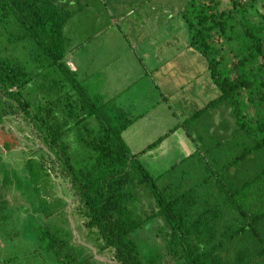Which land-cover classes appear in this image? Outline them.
Returning a JSON list of instances; mask_svg holds the SVG:
<instances>
[{"label":"trees","instance_id":"16d2710c","mask_svg":"<svg viewBox=\"0 0 264 264\" xmlns=\"http://www.w3.org/2000/svg\"><path fill=\"white\" fill-rule=\"evenodd\" d=\"M227 1L219 9V0H187L181 10L187 45L218 94L180 122L201 132L199 147L189 135L194 151L152 175L138 159L144 149L131 153L120 136L128 111L98 86L89 94L63 59L77 1L0 0V123L20 115L35 129L42 145L22 172L48 188L56 170L73 199L70 213L67 199L41 198L34 250L57 264L95 262L71 243L67 215L77 214L82 237L118 264H264V0ZM9 138L4 151L15 145Z\"/></svg>","mask_w":264,"mask_h":264},{"label":"rangeland","instance_id":"374dc122","mask_svg":"<svg viewBox=\"0 0 264 264\" xmlns=\"http://www.w3.org/2000/svg\"><path fill=\"white\" fill-rule=\"evenodd\" d=\"M71 1H77L75 6L79 9L72 14L63 29L69 39L64 61H67L66 64L71 69H77L76 78L88 88L89 94L96 93L97 86L110 96L117 93L113 97L115 103L122 105L133 118L130 125L120 133L122 140L131 153L144 149L138 159L149 173L156 175L163 172L171 166L174 156L179 158L183 155L170 152L167 146L176 144L175 151H179V147L186 144L194 146L189 135L193 136L197 145L202 143L197 136L201 132H197L191 124L188 128H183L180 122L218 94L206 70L204 57L196 50L189 49L187 45L186 29L180 17L187 0ZM219 1V9L228 4L227 0ZM262 1H256V5ZM128 6L133 7L134 14L123 16L125 26L120 25L121 27L117 28L109 25L107 27L110 28H105L112 15L111 10H114L115 15ZM128 37L138 40L134 51L146 53L145 61L155 65L161 57L171 56L177 51L175 58L170 57L171 66L165 65L166 69L169 67L168 72H157L166 74L163 78L155 76L153 79L149 73L146 77L134 76L125 68V63L136 62L134 57L127 58L125 52ZM79 42L82 44L77 47ZM130 51L133 52L132 49ZM19 54H27V51L20 49ZM157 55L159 56L156 58ZM227 110H222V114L228 115ZM214 114L216 115L217 111ZM2 119L0 132L4 136L1 138L0 135V139L10 140L9 137H14L15 145L4 151L0 143V264H57L51 254L43 255L34 250L36 233L42 221L38 205L43 196L49 201L59 195L69 201L67 205L71 213L73 199L65 193L68 183L62 175L60 178L56 176V170H52L49 178L53 186L49 183L47 188L45 183L38 181L35 187L22 172L23 161L35 155L36 148L42 145L41 140L35 129L20 115H6ZM228 124L231 125V120ZM174 125L178 128L169 132L168 129ZM224 137L225 132L218 139ZM149 143H153L152 148L145 149ZM209 143L211 142L208 141ZM75 146V149L71 150L72 153L76 148L79 150V145ZM221 151L222 149L219 152ZM153 158H157V161H153ZM261 162L260 159L250 163H253L252 168L258 169ZM35 166L32 163V167ZM71 221L73 224H79L78 229L73 225L79 242L90 245L89 240L83 238L84 228L77 214H72ZM144 231V235H149L151 239L159 242V239L154 238L153 229ZM75 242L77 240L73 235L71 243ZM140 247L143 250L145 245L140 244ZM103 253V256L110 257L108 251Z\"/></svg>","mask_w":264,"mask_h":264},{"label":"crops","instance_id":"0c3cea01","mask_svg":"<svg viewBox=\"0 0 264 264\" xmlns=\"http://www.w3.org/2000/svg\"><path fill=\"white\" fill-rule=\"evenodd\" d=\"M115 9V8H114ZM113 11L114 10H111V12H112V15H110V17H109V20H108V22L105 24V28H110L111 26L113 27V26H116L117 28H119V27H121L120 25H124V22H123V16L125 15H127V16H131V15H133L134 14V9H133V7L131 8V6H128V7H126V8H123L122 10H121V12H116L115 13V15H113ZM124 13V14H123ZM136 17V16H135ZM110 25V27H107V26H109ZM119 26V27H118ZM125 26V25H124ZM128 38H130V40L128 39ZM127 38V43H128V46H126V48H125V52H126V54H127V58H131V57H134V59H136V62L134 61V62H132V64H129V63H125V68L126 69H128L129 71H131V73H132V75H134V76H139L140 74H142V77H146V76H148V73L151 75V77L154 79L155 78V76H156V78H163L166 74H164V73H162V72H159V73H157L159 70H161V71H163V72H168V68L169 67H167V69L165 68V65L167 64L168 66H171L170 65V57H174L175 58V56L177 55V51L173 54V55H171V56H167V57H161L160 59H158V61L156 62V65L155 64H152V62H150V61H148V60H146L145 61V55H146V53H139V52H137V51H134L135 49H136V43L138 42V40H134V39H132L131 37H128ZM137 38H138V36H137ZM135 47V48H134ZM188 48V46L186 45V49ZM133 50V52H131L130 50ZM189 49H191V48H189ZM159 55H157L156 56V58L158 57ZM162 58L164 59V60H162ZM162 60V61H161ZM131 65V66H130ZM180 65V64H179ZM70 68V67H69ZM71 69V68H70ZM73 69H74V67H73ZM73 69H71V70H73ZM114 72H116V71H114ZM155 74V75H154ZM153 79H152V83L154 82L153 81ZM111 79H109V81H110ZM157 87H159L158 85H156ZM159 89H160V87H159ZM102 91H105V90H102ZM117 95V93L116 94H114V96H116ZM120 105V104H119ZM120 106H122V105H120ZM123 107V106H122ZM124 108V107H123ZM212 116H216L214 113L212 114ZM195 128V130H196V126L194 127ZM181 133H183V132H181ZM123 134V133H122ZM159 143H161V142H159ZM146 145V144H145ZM144 145V146H145ZM143 146V147H144ZM167 148L170 150V152H172V153H183V155H181L179 158H176L175 156L172 158V160H171V164L170 165H172L173 163H176L178 160H180V159H182L184 156H186V155H188L189 154V152L191 151V150H193L195 147L194 146H190V145H188V144H186L185 146H182V147H179V151H175V149H176V144H174L172 147L171 146H167ZM141 149V148H140ZM174 149V150H173ZM166 150L167 149H165V153H166ZM137 151V150H136ZM148 152H150L149 150H148ZM153 161H157V158H153L152 159ZM147 161V160H146ZM169 165V166H170ZM84 245H89V244H87V243H83ZM91 245V244H90ZM92 246V245H91ZM88 247V246H87ZM89 248V247H88ZM94 253L95 254H97L96 252H95V249H94ZM93 254V253H92ZM98 256H103L102 254H97ZM103 257H105V258H107V259H111L110 257H107V256H103ZM92 258L95 260V262H92V264H94V263H99V264H101V263H105V264H113V263H111V262H107L106 260H102V259H100V257L98 258V257H96V256H92ZM113 260V259H112ZM115 261V260H114ZM116 262V261H115Z\"/></svg>","mask_w":264,"mask_h":264},{"label":"water","instance_id":"95a60500","mask_svg":"<svg viewBox=\"0 0 264 264\" xmlns=\"http://www.w3.org/2000/svg\"><path fill=\"white\" fill-rule=\"evenodd\" d=\"M68 203H69V201H67ZM68 206V205H67ZM69 210V208H67V211ZM67 219H68V222H69V226H70V228H71V231H72V234L76 237V240H77V242H79V240H78V234L76 233V231L73 229V223H72V221H71V218H70V216L69 215H67ZM81 242V241H80ZM82 243V242H81ZM88 247H89V249L91 250V252L93 253V256H96V257H100V259H102V260H106L107 262H111V263H113V264H118V263H116L114 260H112V259H107V258H105V257H103V256H98L97 254H95L94 253V248L91 246V245H87Z\"/></svg>","mask_w":264,"mask_h":264}]
</instances>
